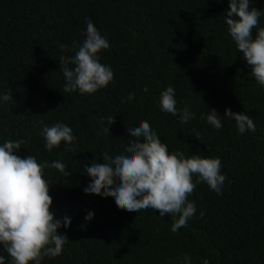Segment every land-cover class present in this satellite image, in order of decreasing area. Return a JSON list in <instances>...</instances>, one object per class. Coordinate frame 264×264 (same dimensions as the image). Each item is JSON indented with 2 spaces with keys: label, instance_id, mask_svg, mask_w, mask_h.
<instances>
[{
  "label": "trees",
  "instance_id": "1",
  "mask_svg": "<svg viewBox=\"0 0 264 264\" xmlns=\"http://www.w3.org/2000/svg\"><path fill=\"white\" fill-rule=\"evenodd\" d=\"M228 7V0H0V97H13L0 99V146L23 140L14 154L59 161L71 173L44 169L55 218L68 216L71 225L58 229L67 236L62 254L41 264H183L185 255L191 264H264V86L229 35ZM250 7L264 11V0ZM88 21L110 44L99 55L114 80L94 95L64 92L59 59L75 54L73 41L82 43ZM168 87L176 116L160 107ZM185 107L194 117L182 123ZM212 109L222 117L220 130L207 122ZM225 109L252 118L255 132L241 134ZM143 121L169 153L222 162V195L197 184L188 197L196 213L175 233L178 216L126 211L113 197L83 191L91 182L84 166L104 163V153H124L128 128ZM58 122L77 139L48 151L43 128ZM89 212L94 216L86 220ZM0 255L9 264L2 246Z\"/></svg>",
  "mask_w": 264,
  "mask_h": 264
},
{
  "label": "clouds",
  "instance_id": "2",
  "mask_svg": "<svg viewBox=\"0 0 264 264\" xmlns=\"http://www.w3.org/2000/svg\"><path fill=\"white\" fill-rule=\"evenodd\" d=\"M250 2L228 0L225 22L242 59L251 67V76L264 86V27L258 28L264 11L250 7ZM254 29H258L255 35ZM73 46L74 50L78 49L74 55H62L59 59L60 71L66 80L64 92L78 90L81 95H94L113 82V70L100 62L99 55L102 50L109 49L110 44L91 21L87 22L85 39L80 44L73 41ZM60 49L68 51V46L61 44ZM134 96L135 93H130L126 99L131 101ZM0 99L8 101L13 97L9 93ZM176 103L174 88L168 87L161 92L162 111L176 116ZM193 117L194 113L187 107L180 114L182 123L189 122ZM223 117L234 119L241 134L256 130L253 119L247 115L225 109ZM221 118L212 109L207 115V122L220 130L223 127ZM106 119L110 125L115 122L114 117ZM128 132L132 139L124 153L115 157L104 153V163L93 161L90 166H84L86 175L91 178L83 189L85 194L113 197L118 208L130 212L138 213L150 208L158 211L160 217L178 216L171 228L174 233L186 227L196 213V206L188 197L197 184L206 183L217 195H222L226 176L221 174L222 162L218 157L191 155L185 158L180 151L169 153L168 145L161 142L148 121L128 128ZM42 135L48 151L60 147L62 141L73 144L77 139L71 127L60 122L51 127L45 126ZM23 143V140L5 141L0 146V246L11 258L9 264H41L45 257L62 254L67 236L58 234V229L71 225L68 216L62 220L55 218L50 184L44 178V169L50 166L65 176L71 173L59 161L51 165L41 164L31 154L26 158L14 154ZM193 175L198 176L195 182ZM93 216L94 213L89 212L85 219L91 220ZM200 216L202 218L204 213L201 212ZM0 264H5L4 255H0ZM183 264H191L190 256L183 257ZM204 264L209 262L205 260Z\"/></svg>",
  "mask_w": 264,
  "mask_h": 264
}]
</instances>
